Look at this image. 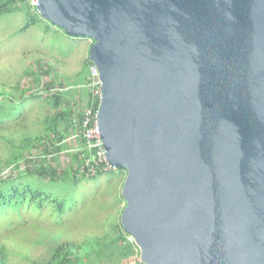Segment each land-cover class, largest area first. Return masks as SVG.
<instances>
[{"label": "water", "instance_id": "obj_1", "mask_svg": "<svg viewBox=\"0 0 264 264\" xmlns=\"http://www.w3.org/2000/svg\"><path fill=\"white\" fill-rule=\"evenodd\" d=\"M93 41L121 224L143 264H264V0H37Z\"/></svg>", "mask_w": 264, "mask_h": 264}, {"label": "rangeland", "instance_id": "obj_2", "mask_svg": "<svg viewBox=\"0 0 264 264\" xmlns=\"http://www.w3.org/2000/svg\"><path fill=\"white\" fill-rule=\"evenodd\" d=\"M18 5V10L0 14V166L7 167L49 131L47 119L54 108L45 83L54 79L77 84L89 75L90 38L65 33L26 0ZM39 59L52 67L40 85L32 77ZM34 93L39 97L31 96ZM125 176L124 169H114L77 178L70 172L58 180L36 175L2 179L0 245L6 263L44 262L63 245L77 252L72 256L75 264H115L99 258L96 248L106 254L131 245L121 224ZM130 258L137 259L122 257L121 264Z\"/></svg>", "mask_w": 264, "mask_h": 264}, {"label": "trees", "instance_id": "obj_3", "mask_svg": "<svg viewBox=\"0 0 264 264\" xmlns=\"http://www.w3.org/2000/svg\"><path fill=\"white\" fill-rule=\"evenodd\" d=\"M18 1H25V0H0V14L4 12L18 10L19 9ZM26 1L28 2V5L31 8L36 10V5H31L29 0ZM31 20L32 19H29L24 24L23 28L28 26ZM92 43L93 41H91L90 45ZM88 63H90L89 59H88ZM36 64L38 65V70L34 71L33 69L32 77L34 80H36L37 84L40 85L42 78H47V76L50 74L52 67L47 63L43 64L40 59L36 61ZM86 77L77 84L75 83L72 84L67 81L56 83L54 79H51L50 81L45 83L44 89L45 91L50 93V97H51L50 99L52 100V106L54 108V112L52 113V115H50V118L47 119L49 131L47 132V134H44L43 136L42 135L38 136L37 139L35 138L34 139L35 141L29 145L30 147L28 146L29 148L27 150H29L32 146L35 145H42L44 153H47L49 148L54 153H59L67 148V144L63 143L62 141L65 137V134L69 131L68 129L74 126L72 122V110L69 107L70 101L74 97V92L79 90L77 86L84 84L86 81ZM31 96L39 97V94L34 93ZM43 140H45L49 144H44V143L41 144ZM80 148H82V146ZM84 152L85 150L82 149L78 153H71L70 157L72 159V163L64 166L61 165V163L59 162V158L57 157L56 154V156L53 158V161L55 163L54 165L45 164V162L42 164H35L32 167H27L25 171H20L16 176H12V173L2 176L1 174L8 167L5 165L0 166V181L2 179H15L20 175H36L38 177H49L52 180H58L60 179L59 175L61 177H64L66 174L70 172L74 173L76 177L77 175L76 164L78 163V155ZM23 155L24 153L22 154V156L20 155L19 157H16L14 160L7 163L12 164L14 162V164L12 165L14 166V168L18 169L19 162L22 160ZM130 244L131 245L125 247V249L114 248L116 250H110L106 254H103V252L100 251V248L99 249L96 248V250H99L98 253L96 254L99 256V258L113 259L114 261L112 263L116 262L115 264H121L122 257L129 258L135 256L137 257L136 264H143L138 257L139 248L137 247L135 242H130ZM92 251L93 250H90L89 254H93ZM76 253L77 252L75 251L66 250L62 245L55 250L51 259L44 262H35L34 264H75V262L78 261L72 259V256L77 255ZM0 264H7L5 248L2 245H0Z\"/></svg>", "mask_w": 264, "mask_h": 264}, {"label": "built area", "instance_id": "obj_4", "mask_svg": "<svg viewBox=\"0 0 264 264\" xmlns=\"http://www.w3.org/2000/svg\"><path fill=\"white\" fill-rule=\"evenodd\" d=\"M36 3L37 0L33 5H36ZM77 88L79 90L74 92L76 96L71 99L69 105L72 110L74 126L68 129L69 131L62 141L67 144V148L59 153H54L49 148L48 152L44 153L42 145L34 144L35 146L24 152L18 169L12 165L3 171L5 175L19 169L25 171L27 167L44 162L45 164L54 165L53 158L56 154L61 165H69L72 163L70 154L78 153L82 149L86 153L78 155V163L76 164L78 177H90L116 169L109 163L100 137L96 115L101 99V82L99 71L92 62L89 63V75H87L85 83L78 85ZM42 143L49 144L45 140ZM81 146L82 148H80ZM127 239L129 242H134L133 237L130 235H127ZM127 264H136V260L130 258Z\"/></svg>", "mask_w": 264, "mask_h": 264}]
</instances>
